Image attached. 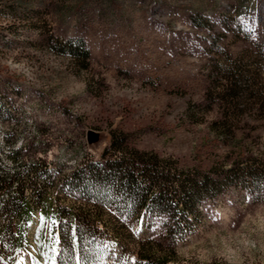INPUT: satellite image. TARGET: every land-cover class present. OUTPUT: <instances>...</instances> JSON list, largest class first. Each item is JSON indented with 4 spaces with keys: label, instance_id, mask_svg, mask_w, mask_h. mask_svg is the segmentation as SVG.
Here are the masks:
<instances>
[{
    "label": "rangeland",
    "instance_id": "374dc122",
    "mask_svg": "<svg viewBox=\"0 0 264 264\" xmlns=\"http://www.w3.org/2000/svg\"><path fill=\"white\" fill-rule=\"evenodd\" d=\"M112 131L179 168L264 159V0H0V264H144L143 247L151 264H264V182L202 198L175 238L166 213L87 202L67 180Z\"/></svg>",
    "mask_w": 264,
    "mask_h": 264
},
{
    "label": "trees",
    "instance_id": "16d2710c",
    "mask_svg": "<svg viewBox=\"0 0 264 264\" xmlns=\"http://www.w3.org/2000/svg\"><path fill=\"white\" fill-rule=\"evenodd\" d=\"M68 46V51L75 56L78 51H83L82 44L77 48ZM83 55L86 59L88 50L85 49ZM213 123L219 130L229 128L227 117ZM102 158V161L88 158L74 170L67 180L71 187L85 189L87 202L96 206L114 203L120 211L125 210L134 223L144 222L146 216L166 213L172 222L166 229L171 238H175L176 231L182 233L199 219L202 210L198 204L202 198L215 194L229 183L237 184L242 178L255 186L264 182L263 158L256 165L237 164L227 168L222 164L220 168L208 171L179 168L157 153L132 147L126 134L119 131L111 132L110 144L104 149ZM9 183L0 179V188ZM24 197L12 201L20 211L26 210ZM76 215L80 221L82 218ZM83 218L86 225L76 228V236L82 240L90 239L98 229L94 224L97 218ZM112 233L121 238V227L113 228ZM154 253L156 251L143 247L139 259L144 264H151ZM171 257L166 254L156 257V263L166 264Z\"/></svg>",
    "mask_w": 264,
    "mask_h": 264
}]
</instances>
